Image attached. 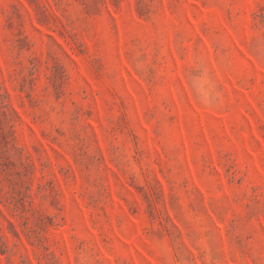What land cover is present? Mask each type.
<instances>
[{
    "label": "rangeland",
    "instance_id": "obj_1",
    "mask_svg": "<svg viewBox=\"0 0 264 264\" xmlns=\"http://www.w3.org/2000/svg\"><path fill=\"white\" fill-rule=\"evenodd\" d=\"M0 264H264V0H0Z\"/></svg>",
    "mask_w": 264,
    "mask_h": 264
}]
</instances>
